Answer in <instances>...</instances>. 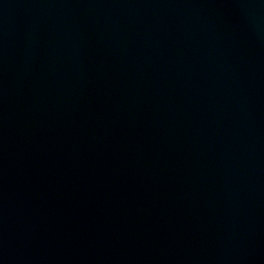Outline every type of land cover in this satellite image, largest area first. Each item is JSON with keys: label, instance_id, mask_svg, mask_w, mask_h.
Instances as JSON below:
<instances>
[{"label": "water", "instance_id": "95a60500", "mask_svg": "<svg viewBox=\"0 0 264 264\" xmlns=\"http://www.w3.org/2000/svg\"><path fill=\"white\" fill-rule=\"evenodd\" d=\"M0 264H264V0H0Z\"/></svg>", "mask_w": 264, "mask_h": 264}]
</instances>
